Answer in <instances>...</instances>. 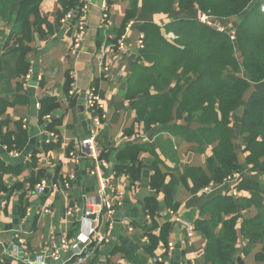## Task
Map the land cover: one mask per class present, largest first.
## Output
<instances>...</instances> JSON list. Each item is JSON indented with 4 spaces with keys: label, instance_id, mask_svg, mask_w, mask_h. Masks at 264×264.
Returning a JSON list of instances; mask_svg holds the SVG:
<instances>
[{
    "label": "crops",
    "instance_id": "1",
    "mask_svg": "<svg viewBox=\"0 0 264 264\" xmlns=\"http://www.w3.org/2000/svg\"><path fill=\"white\" fill-rule=\"evenodd\" d=\"M129 1L85 0L86 33L81 45L74 47L72 22L64 23L63 16L59 17V1L42 0L39 9L51 31L44 27L46 32L42 37L33 32L32 49L26 54L29 69L23 77L15 75L13 40L12 46L0 47V131L15 136L22 130L26 134L21 150H8L0 143V264H25L23 258L47 256L63 239L69 240L81 227L92 225L96 226L97 234L86 245L80 264H209L206 239L195 225L199 219L208 218L201 213L202 207L216 196L230 195L234 183L228 180L212 183L207 190H196L186 168L205 167L214 145L205 144L199 151L197 143L170 133L166 127L157 124L146 127L143 122H137L134 100L126 96L127 76L141 49L137 42L141 33L139 25L146 20L164 25L181 17L197 18L200 11L176 10L169 15L138 13L121 32L119 28ZM252 7L253 4L249 8ZM213 19L231 31L239 22L238 16ZM10 27L0 20V30L4 32L0 43L6 39ZM121 36H125V51L115 47ZM68 77L71 84L66 91ZM262 87L264 79L249 86L229 124V135L242 168L240 179L253 175L245 160L240 121L249 96ZM90 90L99 95L102 103L96 110L100 127L95 141L101 159L97 170L92 169L94 164L85 154H71L77 149L78 141L90 133L91 113L86 106ZM50 97L57 106L41 115L42 100ZM2 100L8 104L5 108ZM177 123L187 125L180 120ZM195 127L196 124L189 126ZM145 143L151 150L138 155L140 175L133 181L129 172L118 169V154L129 144ZM156 162L164 174L165 185L169 186L166 191L161 188L154 192L148 187L151 166ZM101 178L107 181V197L116 200L117 195L121 196L112 213L97 210ZM31 179L37 181L31 185ZM41 180L48 186L44 193L38 194L35 185ZM66 181L70 182L69 188L64 186ZM261 184L264 186V178ZM144 188L147 195L140 201L138 197ZM168 190L177 203L176 210L165 205ZM248 195L247 191H240L236 197ZM147 196L158 201L156 226L143 209ZM84 206L86 213L97 214L95 219L84 216ZM239 214L249 218L256 210L251 206ZM166 222L169 223L166 240L158 241L149 250L148 235L157 236ZM186 224L194 227L191 235L186 234ZM236 228L239 229V222ZM169 242L173 244L171 251ZM244 245L245 240L239 236L234 260L241 255L247 264L259 263L255 254L261 245L242 255ZM60 253L64 260L70 256L68 249ZM156 255L163 256L165 262H154Z\"/></svg>",
    "mask_w": 264,
    "mask_h": 264
},
{
    "label": "trees",
    "instance_id": "2",
    "mask_svg": "<svg viewBox=\"0 0 264 264\" xmlns=\"http://www.w3.org/2000/svg\"><path fill=\"white\" fill-rule=\"evenodd\" d=\"M41 1L0 0V20L11 25L0 47L13 45L17 77L25 76L29 69L26 54L32 49L33 32L42 37L46 32L44 27L51 31L40 12ZM58 1L59 17L81 5L76 0ZM260 4L261 0H130L121 22L119 31L122 32L127 21L138 13L169 15L176 10L198 9L200 14L204 12L217 19L239 17L233 38L227 32L199 22L198 17H181L164 25L146 20L139 25L143 46L128 73L126 96L134 100L137 122H143L146 127L151 124L166 127L170 133L197 143L199 151L205 144L214 145L205 167L186 168V175L196 190L210 183H222L232 173L242 170L229 135V124L249 86L264 79V13ZM3 33L0 30V39ZM167 34L173 37L168 38ZM70 80L69 77L66 80V91ZM1 105L5 108L8 104L2 100ZM56 106L52 97L42 100L41 115L50 113ZM178 120L187 125L178 124ZM191 124L196 127L189 128ZM240 125L246 164L254 176H243L236 185L238 192L247 191L248 196H216L202 207L201 213L208 218L199 219L195 228L206 239V263L209 264H235L239 236L245 240L240 253L247 255L259 244L261 248L255 260L264 263V186L261 184L264 178V87L249 96ZM25 142L26 134L22 130L15 136L0 131V143L8 150H21ZM145 150H151L149 144H129L118 154V169L124 168L133 181L140 175L138 155ZM151 170L149 189L166 191L169 186L165 185L157 162L152 164ZM36 181L31 179L30 184ZM164 202L167 208L176 210L177 203L173 202L169 190ZM251 206L256 210L254 216L244 218L239 214ZM143 209L156 226L157 199L147 196ZM226 215L231 216L224 219ZM168 226L166 222L157 236L148 235L149 250H153L158 241L166 240Z\"/></svg>",
    "mask_w": 264,
    "mask_h": 264
},
{
    "label": "built area",
    "instance_id": "3",
    "mask_svg": "<svg viewBox=\"0 0 264 264\" xmlns=\"http://www.w3.org/2000/svg\"><path fill=\"white\" fill-rule=\"evenodd\" d=\"M105 6V3H104ZM260 10L262 13H264V0H261L260 4ZM85 13H86V2L82 1L81 5H77L76 7L69 9L63 16V22L69 23L72 22L71 26L73 28V46L79 47L81 45V41L83 40V37L86 33L85 28ZM104 18H106V14L103 15ZM198 21L215 27L220 32H227L231 38L234 37L233 33L234 31H231L229 29H226L219 25H214V19L210 17L209 15L205 13H201L198 16ZM138 45L140 47L143 46V34L140 33L138 37ZM115 47L119 51H125L126 49V43H125V36H121L117 39L115 43ZM86 106L88 110L91 113V127H90V133L86 137H82L77 144V149L71 154L77 153H83L85 154L89 160L93 162V170H97V165L101 161L100 155H99V149L95 141L96 134L98 132V129L100 127V117L96 113V110H98L101 106V99L97 93H95L94 90H90L87 94L86 98ZM240 174L239 172H234L230 175V177L226 181H232L234 183V187L232 188L231 195L237 196L238 195V189L236 188L237 183L240 180ZM212 183H210L208 186H210ZM47 183L44 180H41L39 183L35 185V190L38 194L44 193V191L47 188ZM64 186L66 188L70 187V182L66 181L64 183ZM208 186L204 187L205 190L208 189ZM107 187V181L104 178L100 179V185H99V200L98 204L96 206L98 212L106 211L108 213H112L114 206H117L120 204L121 196L117 195V199L113 200L110 199L105 195V189ZM47 212H51L49 209H46ZM70 211V208H68L67 212ZM147 218L148 215H146ZM185 231L187 235H191L194 227L192 225H184ZM97 234V228L95 225L92 226H84L81 227L80 230L73 236V238L66 240L63 239L59 245L58 248L54 249L49 255L47 256H38L34 259L29 258H23V261L25 264H80L83 261L84 258V251L86 248V245L90 242L94 241V237H96ZM173 248V244L171 242L168 243V249L171 251ZM68 249L70 251V256L64 260L61 258L60 251ZM165 259L161 255H156L153 257L154 262H165Z\"/></svg>",
    "mask_w": 264,
    "mask_h": 264
},
{
    "label": "water",
    "instance_id": "4",
    "mask_svg": "<svg viewBox=\"0 0 264 264\" xmlns=\"http://www.w3.org/2000/svg\"><path fill=\"white\" fill-rule=\"evenodd\" d=\"M147 195V190L144 188L139 195V199L140 201H143L144 197ZM83 214L85 217L87 218H91V219H95L97 214L96 213H86V207L84 206L83 208ZM99 217V216H98ZM235 264H247L243 258L241 257V255H237V257L235 258ZM256 264H264V263H256Z\"/></svg>",
    "mask_w": 264,
    "mask_h": 264
},
{
    "label": "rangeland",
    "instance_id": "5",
    "mask_svg": "<svg viewBox=\"0 0 264 264\" xmlns=\"http://www.w3.org/2000/svg\"><path fill=\"white\" fill-rule=\"evenodd\" d=\"M82 1L85 2V0H82ZM102 7H103L104 10H105L106 7H105L104 5H103ZM71 9H72V8H71ZM68 11H69V10H68ZM202 13H204V12H202ZM104 14H106V12H104ZM104 14H103V15H104ZM64 15H65V14H64ZM106 17H107V14H106ZM85 23H86V22H85ZM214 25L216 26V25H218V23H216V22L214 21ZM224 25H225V24H224ZM224 28H225V27H224ZM166 37H168V38H172L173 36H172L171 34H167Z\"/></svg>",
    "mask_w": 264,
    "mask_h": 264
}]
</instances>
